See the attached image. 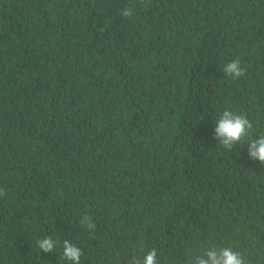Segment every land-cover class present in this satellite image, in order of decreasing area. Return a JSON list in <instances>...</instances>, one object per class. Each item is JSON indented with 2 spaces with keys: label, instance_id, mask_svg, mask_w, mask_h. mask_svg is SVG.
I'll list each match as a JSON object with an SVG mask.
<instances>
[{
  "label": "trees",
  "instance_id": "obj_1",
  "mask_svg": "<svg viewBox=\"0 0 264 264\" xmlns=\"http://www.w3.org/2000/svg\"><path fill=\"white\" fill-rule=\"evenodd\" d=\"M226 108L253 124L230 150ZM261 134L264 0H0V264H70L65 239L81 264H264Z\"/></svg>",
  "mask_w": 264,
  "mask_h": 264
},
{
  "label": "clouds",
  "instance_id": "obj_2",
  "mask_svg": "<svg viewBox=\"0 0 264 264\" xmlns=\"http://www.w3.org/2000/svg\"><path fill=\"white\" fill-rule=\"evenodd\" d=\"M133 14V10L127 7L120 13L125 18H130ZM222 70L226 77L233 80L241 78L246 72V69L241 65L238 58L227 63ZM252 129L253 124L245 115L235 114L226 108L220 118L215 122L213 138L223 148L230 150L235 145L243 142L245 137L250 136ZM247 144L249 159L264 165V134H261L258 139H250ZM5 195V189L0 188V198ZM79 226L86 228L90 234L96 228L92 217L87 213L81 215ZM36 244L40 252L48 254L56 249L58 241L54 240L51 236H46L38 239ZM61 255L70 264H81V257L84 253L81 248L65 239L62 243ZM131 264H140V261L137 260L135 255L131 260ZM143 264H158L156 249H151L144 256ZM189 264H245V259L241 253L234 251L231 247H221L219 249L212 247L206 249L201 256L190 257Z\"/></svg>",
  "mask_w": 264,
  "mask_h": 264
}]
</instances>
